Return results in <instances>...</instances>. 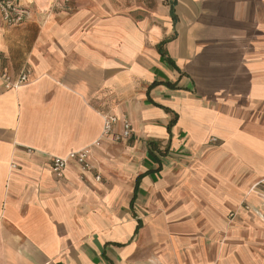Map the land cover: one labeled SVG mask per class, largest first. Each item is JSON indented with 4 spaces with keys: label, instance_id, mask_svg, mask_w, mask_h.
<instances>
[{
    "label": "crops",
    "instance_id": "obj_1",
    "mask_svg": "<svg viewBox=\"0 0 264 264\" xmlns=\"http://www.w3.org/2000/svg\"><path fill=\"white\" fill-rule=\"evenodd\" d=\"M23 3L0 16L4 69L30 71L0 85V264H264V0ZM103 115L133 134L94 149L101 181L56 178Z\"/></svg>",
    "mask_w": 264,
    "mask_h": 264
},
{
    "label": "built area",
    "instance_id": "obj_2",
    "mask_svg": "<svg viewBox=\"0 0 264 264\" xmlns=\"http://www.w3.org/2000/svg\"><path fill=\"white\" fill-rule=\"evenodd\" d=\"M0 16L5 26L17 27L25 24L29 20L30 10L26 4L23 3V0H0ZM2 58L3 51L0 48V85L5 90H18L22 86L29 83L30 71L27 67H24L21 73L14 78L4 69L2 65ZM102 118L103 129L101 137L92 146L77 152H72L63 157H51L50 170L56 178H63L71 164H77L84 173H92L94 170L93 151L95 148L101 147L104 140H112L116 143H120L132 138V125L126 117H124L121 122L115 116L103 115ZM119 123H121L122 131L116 132L115 128ZM215 141V139L212 140V142ZM95 180L97 182L101 181V176L96 175ZM240 208L245 211L252 210V208L246 203H243ZM237 215L238 211L230 213L229 220L232 222Z\"/></svg>",
    "mask_w": 264,
    "mask_h": 264
},
{
    "label": "trees",
    "instance_id": "obj_3",
    "mask_svg": "<svg viewBox=\"0 0 264 264\" xmlns=\"http://www.w3.org/2000/svg\"><path fill=\"white\" fill-rule=\"evenodd\" d=\"M172 11H173V10H172ZM172 13H173V12H172ZM158 50H159L160 54L166 59V61H167L168 63L171 64V60H170L169 58H166V54L163 53V51H162V49H161V46H158ZM157 85H160V84L157 83V82H155L154 84H152V85L149 87V89H148V97H149V93H150L151 89H152L153 87L157 86ZM166 85H167V86H170V87H174V89L176 88V86L171 85V84H166ZM174 124H175V121H171V122H170V124H169V126H168V131H169V133L171 132V129H172V127H173ZM142 177H143V176H140L139 179L142 178ZM137 181H138V180H137ZM137 185H138V182H137ZM136 189H137V188H136ZM135 193H136V192H135ZM134 197H135V196H134ZM134 200H135V198L132 200L131 205H133ZM140 227H141V224L138 222V227H137V231H136V233L138 232V230H139Z\"/></svg>",
    "mask_w": 264,
    "mask_h": 264
},
{
    "label": "rangeland",
    "instance_id": "obj_4",
    "mask_svg": "<svg viewBox=\"0 0 264 264\" xmlns=\"http://www.w3.org/2000/svg\"><path fill=\"white\" fill-rule=\"evenodd\" d=\"M93 166H94V170H93V172L92 173H95V176L96 175H100V174H98V173H96L97 171V167H96V162L94 161V158H93ZM228 218H229V216H228Z\"/></svg>",
    "mask_w": 264,
    "mask_h": 264
},
{
    "label": "bare ground",
    "instance_id": "obj_5",
    "mask_svg": "<svg viewBox=\"0 0 264 264\" xmlns=\"http://www.w3.org/2000/svg\"><path fill=\"white\" fill-rule=\"evenodd\" d=\"M44 2V1H43Z\"/></svg>",
    "mask_w": 264,
    "mask_h": 264
}]
</instances>
